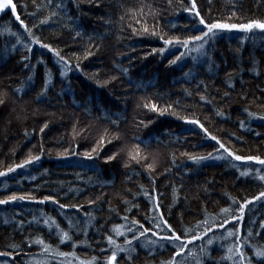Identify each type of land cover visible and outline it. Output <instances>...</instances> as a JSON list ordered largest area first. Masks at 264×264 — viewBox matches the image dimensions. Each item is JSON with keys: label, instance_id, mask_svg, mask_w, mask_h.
<instances>
[{"label": "trees", "instance_id": "16d2710c", "mask_svg": "<svg viewBox=\"0 0 264 264\" xmlns=\"http://www.w3.org/2000/svg\"><path fill=\"white\" fill-rule=\"evenodd\" d=\"M13 3L33 36L57 49L71 70L61 76L63 62L53 52L32 43L9 12L0 17V99L4 101L0 104V171L29 154L41 157L0 176V199L13 194L35 197L0 204V252L12 253L0 256V264H79L92 257L97 258L96 264H106L111 255L106 236L127 247L124 240L133 234L138 237L131 245L135 251L118 253L115 264H162L171 259L175 248L159 239L169 234L156 227L160 215L182 237L189 230L185 238H190L227 218L221 208L230 207L231 214H237L239 203L264 191V181L255 175L264 166L254 161L189 159L221 153L214 151L219 145L198 125L187 122L199 120L237 155L264 158V120L244 111L264 115V32L218 31L202 50H196L201 42H192L188 49L177 44L160 53L153 52L165 47L160 36L183 39L205 30L183 10L190 7V0L171 4L169 0H83L79 7L73 0ZM61 3L64 7L58 8ZM196 3L209 23L264 20V0ZM52 12L57 15L51 16ZM50 16L48 23H40ZM144 27L147 34L142 33ZM25 44L31 46L30 52ZM89 51L93 54L87 56ZM182 53L180 60L169 64ZM185 56L188 59L183 61ZM151 104L158 110H151ZM240 121L245 122L244 128ZM101 136L112 142L101 148ZM136 145L147 158L139 164L129 161V151ZM93 148L97 153L89 159L85 153ZM113 153H118L116 158L106 162ZM153 162L150 171L147 164ZM241 171L250 174L240 176ZM46 196L56 202L40 203ZM61 204L81 207L61 208ZM49 218L55 223L45 224ZM206 219V226L197 227ZM132 220L152 231L140 236L143 229ZM262 220L264 200L254 201L242 221L213 228L206 237L193 240L178 259L185 264H196L198 257L203 264H233L222 257L234 237H220L239 227L249 244L264 245ZM116 225L123 226L124 236L115 235ZM60 230L69 232L72 240L60 243ZM37 238L54 251L44 252L41 245L31 243ZM207 239L214 243L207 245ZM152 240L157 243L150 244ZM201 247H207L210 255L200 257ZM244 248L253 264H264L248 244ZM56 251L75 256H59ZM188 251L196 255L188 256Z\"/></svg>", "mask_w": 264, "mask_h": 264}, {"label": "snow or ice", "instance_id": "6c2138e0", "mask_svg": "<svg viewBox=\"0 0 264 264\" xmlns=\"http://www.w3.org/2000/svg\"><path fill=\"white\" fill-rule=\"evenodd\" d=\"M49 2H51V0H49ZM73 2L77 5V7H79V4L83 2V0H73ZM89 2H91V0H89ZM172 0H169V4H171ZM58 8H63L64 5L63 3L58 4L57 5ZM11 8L12 14L15 17V20L19 22L20 27H22L24 29V31L26 33H28V35L30 37H32V43L35 44H40L41 47L48 49L49 51L53 52L55 56H57L59 58V61L63 62V67L61 69V76H65L67 74V71H70L71 69L68 68V64L69 61L66 60L63 56L60 55V52L57 49H54L51 47V45L49 44H43L41 43V41L38 38H35L33 36L32 33V29L29 28L27 26V24H25L24 20L21 19V17L19 15L16 14L17 12V6L16 4L13 3V0H0V12H3L7 9ZM185 12H188L190 15H193L198 23L200 25L203 26V29L200 32L199 35H190L186 38L181 39L180 37H172V38H168L165 39L163 36H160V39L163 40V43L165 45L164 48H160L159 50L157 49H153V52L159 51L160 53L165 52L166 48L168 46H173V45H181L184 48L188 49L190 44L192 42H201L198 44L197 46V51L202 50L204 48V44H206L209 40H211L213 37H215L217 35L218 31H232V30H239L245 33L248 32H252L254 29H259L261 32H264V20H250L247 23H228V22H222L220 20H216L213 21L211 23L207 22L205 20V18L201 15L200 10L198 9L196 0H190V7L184 8L183 9ZM57 13L56 12H52L51 16H56ZM233 15H235V13H233ZM47 17L44 20H41L40 23L44 24V23H48L49 19L51 18ZM69 19H71V17H69ZM137 23H139V21H137ZM35 27V25L33 26ZM193 27H195V25H193ZM134 32H136V29H133ZM148 28L144 27L142 30L143 34H147L148 33ZM13 35H16V33H12ZM81 35L80 32L76 33V36L79 37ZM152 35H157L156 32H152ZM21 39L18 36L17 37V43H21ZM25 48H27V50L30 52L31 46L28 44L24 45ZM13 47H15V45H13ZM92 52H87V56L92 55ZM183 56V53L181 54V56L176 57L174 60L169 61V64H175L178 60H180ZM28 57H22V59H27ZM255 63V61L253 62ZM76 67H79V64L76 65ZM126 71V70H125ZM185 75H188L187 73ZM232 77V74L229 73L228 74V79L230 80ZM50 81H45L46 85L49 83ZM228 93H224L225 98L228 97ZM245 97H241V99H243ZM201 100H205L204 96L200 97ZM4 101L3 99H0V104H2ZM145 108L149 107V104H144ZM169 107H171V105H169ZM151 110L153 111H157V106L155 104H151ZM244 111L247 112L249 117H253V118H259L261 120H264V115H261L259 117H257L256 113L250 112L248 111V109H244ZM161 114H163V112H161ZM217 115H224L222 112H217ZM188 123H192L195 125H198L205 133L206 136H208L211 140L215 141L217 145H219L218 148L214 149V151L216 153H221L219 155H213V153H208L206 156H190L189 159L195 161V162H200L203 160H208V159H226L228 157H230L232 160L234 161H254L256 164L264 166V158L260 157V156H252V155H248V156H241V155H237L235 152H233L231 149H229L223 142H221L216 136L211 135L208 130L206 128H204V125L200 123L199 120H188ZM47 124H45L43 127H41L40 132L43 133L45 131V129L47 128ZM240 126L241 128H244L245 122L244 121H240ZM257 135H259V133H257ZM118 139V136L116 137ZM111 140H108L105 138V136H101L98 144L99 146L102 148L105 144L107 143H111ZM134 151H129V161L132 162L134 161L135 163L139 164L142 160H146L147 158L141 155L139 146L136 145L134 146ZM222 150V152H221ZM68 150H65V153H67ZM41 152H43V147L41 146ZM97 153V149L93 148L91 153H85V155L91 159L92 155ZM227 154L226 157L223 154ZM118 153H113L112 155L108 156L106 158V162L107 161H112L116 158ZM40 156L39 155H31L29 154L28 157L23 160L21 163L19 164H15L9 168H7L6 171H0V176H6L8 173L11 172H15L16 169L18 168H24L28 165L33 164L36 161L40 160ZM125 166L127 167L128 165L125 164ZM233 167H236L235 164L232 165ZM147 168L151 171L154 170L155 168V163H149L147 164ZM250 173L249 171H241L240 172V176H248ZM256 178L259 179L260 181H264V167L261 168H257L256 169ZM145 197H148L150 200L152 199L149 196L148 192H144ZM26 199H35V197L31 196V194L28 195H20L17 196L16 194L10 195L4 199H0V204H7L10 203L12 201H16V200H26ZM230 199H232L233 203H237L235 198L230 197ZM48 200H52L53 202H56L54 200L53 197L51 196H46L43 198V200L40 201V203H43L44 201H48ZM260 200H264V191H261L257 196L252 197L251 199H245L242 203H239V207L236 209V213L237 214H231L232 213V209L230 207H226V208H221L220 212L223 213L227 218L223 219L222 222H220L219 224L217 223H212L211 227H207L206 225L209 223V221L206 219L203 222H197V227H199L201 224L205 225V230L204 232H201L197 235H192L190 238H185L187 236V233L189 230H185V237H182L181 234H179L171 224L168 223V221L162 216L160 215L158 217V222L156 224V227L158 228H163L167 231V235H163L160 236L159 239L161 241H167L168 243L172 244L175 248V251L172 254L171 259H169L166 262H162V264H185L184 261H181L180 259H178L179 257H181L184 253H185V249L188 247V245H190L192 243L193 240H199L202 237H206L207 233L212 232L213 228H224L225 225L229 224L230 221H237V223H239L240 221L243 220L244 215H245V209L247 206L251 205L254 201H260ZM90 204L94 203V201H89ZM74 207V208H79L81 206L79 205H63L61 204L60 207L61 208H65V207ZM155 207L159 208V205H155ZM131 209H127V211H130ZM88 215L90 218L91 217V213L86 214ZM124 219H127V217H124ZM7 223V221H5ZM55 223L54 220H51V218L46 219L44 221L45 224H49V223ZM133 225H139L140 228L143 229V231H140L139 235L140 236H144L146 233L152 231L150 228H146L144 227V225L140 224V221L138 220H132L131 222ZM123 226L121 225H116L114 226L113 231L115 232L116 236H124V231H121V228ZM57 228L59 229V225H57ZM260 228L264 229V220L260 221ZM125 231L131 232L132 229L131 228H127ZM154 236L158 235V233L153 232L152 233ZM257 235H261V233H257ZM234 237V243L229 245L227 248V255L222 257V259H227V260H231L233 262V264H253V260L252 257L248 255V253L245 251L244 245L248 244L249 249L252 252V255L257 257V258H261L262 260H264V245H260L257 246L256 244H249V238L248 237H242L240 235V230L239 227H236L234 230L233 229H229L227 230L226 236L224 237H220V239H227V238H233ZM138 239V237L133 234L131 239L125 238L124 240V244L127 247L121 246L120 244H118L116 242V240L113 238L112 235H108L106 236V240L107 243L111 246V248L109 249L111 251V255L108 256L106 258V264H115V262L117 261V254L118 253H130L135 251L134 248L131 247L132 245V241ZM72 237L69 234V232L67 231H63L60 230V235H59V241L60 243H65L67 241H71ZM31 243H35V244H39L42 246L43 251L44 252H49V251H54L51 248V245L46 244L45 241L41 238H37L35 241H31ZM150 244L155 245L157 243V241L152 240L149 241ZM214 243L213 239H207V245H212ZM12 247H18V245H12ZM73 247L75 248L76 245L73 244ZM160 247H164V244L161 243ZM102 252L104 251L103 249L101 250ZM56 255L59 256H67V255H72L75 256V253H64V252H55ZM12 255V253L10 252H0V256H9ZM188 256H194L196 254H194L191 251H188L187 253ZM210 252L209 249L207 247H201L200 248V252H199V256L200 257H205V256H209ZM129 259H131V256L128 257ZM77 259H79L77 257ZM96 257H92V259L90 261H84V260H79V264H96ZM5 264H7V262H5ZM196 264H203L202 260L198 257L196 260Z\"/></svg>", "mask_w": 264, "mask_h": 264}, {"label": "water", "instance_id": "95a60500", "mask_svg": "<svg viewBox=\"0 0 264 264\" xmlns=\"http://www.w3.org/2000/svg\"><path fill=\"white\" fill-rule=\"evenodd\" d=\"M6 12H9V13L11 14V16H12L13 20H14L16 23H18V24H19V22L15 20V17H14V16H13V14H12L11 8H9V9H7V10L3 11V12H0V17H1L3 14H5ZM16 14L18 15V13H17V12H16Z\"/></svg>", "mask_w": 264, "mask_h": 264}, {"label": "rangeland", "instance_id": "374dc122", "mask_svg": "<svg viewBox=\"0 0 264 264\" xmlns=\"http://www.w3.org/2000/svg\"><path fill=\"white\" fill-rule=\"evenodd\" d=\"M188 59V56H185V58H183V61H186Z\"/></svg>", "mask_w": 264, "mask_h": 264}]
</instances>
